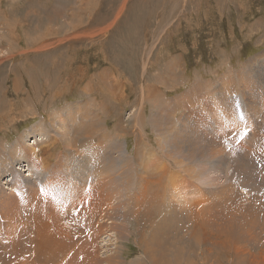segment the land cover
<instances>
[{
  "label": "bare ground",
  "instance_id": "1",
  "mask_svg": "<svg viewBox=\"0 0 264 264\" xmlns=\"http://www.w3.org/2000/svg\"><path fill=\"white\" fill-rule=\"evenodd\" d=\"M166 63L173 73L177 60ZM244 65L167 101L142 84L124 122L129 82L102 74L112 107L70 103L48 127L39 121L8 148L1 141L0 264H124L130 239L139 259L129 264H264V50ZM91 89L87 82L82 92ZM207 93L215 98L202 101ZM14 107L3 118L10 124Z\"/></svg>",
  "mask_w": 264,
  "mask_h": 264
},
{
  "label": "rangeland",
  "instance_id": "2",
  "mask_svg": "<svg viewBox=\"0 0 264 264\" xmlns=\"http://www.w3.org/2000/svg\"><path fill=\"white\" fill-rule=\"evenodd\" d=\"M263 50L264 0H0V142L6 141L8 148L39 121L48 127L51 114L70 103L95 98L112 107L100 89L102 74L129 82L122 86L128 102L120 114L124 122L129 121L128 111L136 108L142 84L166 92L167 101L189 92L198 78L199 83H213L229 71L237 73ZM146 52L151 53L148 59ZM171 59L178 64L168 74L165 63ZM168 80L177 84L174 90L163 86ZM87 82L93 91L83 93ZM205 95L202 101L215 98ZM12 105L16 117L10 124L6 121L10 118H3ZM34 109L32 117H25ZM94 110L91 117L101 115ZM116 117L113 114L107 123L110 131ZM124 142L132 152L133 137ZM50 149L54 155L62 152L59 144ZM132 241L122 242L124 264L138 262L139 251ZM181 246L180 254L190 252L188 240ZM198 248L195 256L201 260Z\"/></svg>",
  "mask_w": 264,
  "mask_h": 264
}]
</instances>
